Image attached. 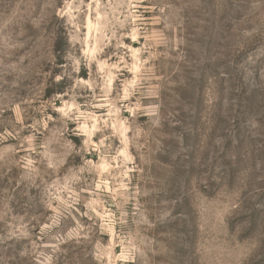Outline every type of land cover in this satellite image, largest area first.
<instances>
[{
    "label": "rangeland",
    "instance_id": "374dc122",
    "mask_svg": "<svg viewBox=\"0 0 264 264\" xmlns=\"http://www.w3.org/2000/svg\"><path fill=\"white\" fill-rule=\"evenodd\" d=\"M0 264H264V0H0Z\"/></svg>",
    "mask_w": 264,
    "mask_h": 264
}]
</instances>
